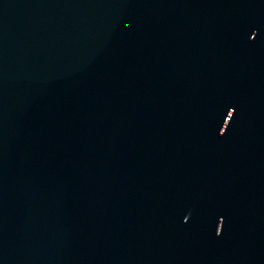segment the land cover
Wrapping results in <instances>:
<instances>
[{
  "label": "water",
  "instance_id": "1",
  "mask_svg": "<svg viewBox=\"0 0 264 264\" xmlns=\"http://www.w3.org/2000/svg\"><path fill=\"white\" fill-rule=\"evenodd\" d=\"M0 264H264V0H0Z\"/></svg>",
  "mask_w": 264,
  "mask_h": 264
}]
</instances>
